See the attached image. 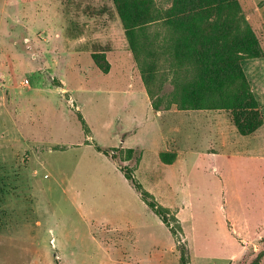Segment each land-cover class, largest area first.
I'll use <instances>...</instances> for the list:
<instances>
[{
    "label": "rangeland",
    "instance_id": "374dc122",
    "mask_svg": "<svg viewBox=\"0 0 264 264\" xmlns=\"http://www.w3.org/2000/svg\"><path fill=\"white\" fill-rule=\"evenodd\" d=\"M96 145L136 150L176 236ZM175 237L188 264L264 248V0H0V264H181Z\"/></svg>",
    "mask_w": 264,
    "mask_h": 264
},
{
    "label": "trees",
    "instance_id": "16d2710c",
    "mask_svg": "<svg viewBox=\"0 0 264 264\" xmlns=\"http://www.w3.org/2000/svg\"><path fill=\"white\" fill-rule=\"evenodd\" d=\"M188 20H190V18H188ZM204 57L206 61H214V63H210L211 65H214L216 63L215 60H219V56L217 55H212L210 53H204ZM211 68L206 67L204 70L208 71L209 73H213L210 71ZM236 69H237V65H236ZM235 69V70H236ZM218 79L217 74L214 75V82H216ZM194 102H203V101H194ZM213 104L216 102V100L212 101ZM81 120V118H80ZM259 127V125H258ZM257 127V128H258ZM253 130V129H252ZM239 131L242 134H248L252 131H243L240 127H239ZM254 131V130H253ZM95 149L98 152H102L103 154H105L106 156L110 157L113 161H115L117 163V159L119 158L118 155L122 156V159H120L122 162L123 161H128L131 160L132 158H134L138 161L140 159L139 156H137L136 154V150L134 149H122V148H112V149H102L99 146H95ZM119 161V162H121ZM118 169L120 170V172L123 174L124 178L132 185V187L134 188V190L138 193L140 199L145 203V205L160 219V221L169 229L170 233L173 236H176V231L174 229V227L171 224V219L172 217H170L169 215V210L165 207H163L162 205H160L157 200L154 198V196L147 190H145L142 186V184L136 179L135 175H134V169L128 165H120L117 163ZM176 240V247L179 251L180 254V263L181 264H188V250L187 247L184 245L183 242H181L179 239H177L175 237ZM264 260V248L262 250H260L257 254H255L254 256H252L249 260H246V264H261ZM55 264H59L58 261H55Z\"/></svg>",
    "mask_w": 264,
    "mask_h": 264
},
{
    "label": "crops",
    "instance_id": "0c3cea01",
    "mask_svg": "<svg viewBox=\"0 0 264 264\" xmlns=\"http://www.w3.org/2000/svg\"><path fill=\"white\" fill-rule=\"evenodd\" d=\"M255 1L259 2V0H255ZM169 112H172V110H170ZM213 124H214L213 128H215V130H217L218 129L217 122L213 121ZM219 129H220L221 133H218V136L217 135L215 136V134H214L213 135V139H216V140L221 139L222 142H223L222 145H225V146L228 145V142H233L234 143V147L233 148L236 151L238 149H240V147L242 145H244L245 143L248 144L250 142L251 143L254 142L256 140L257 134L259 132V131H256V132H254L253 134H251L249 136H243V135L239 134L236 131V129H235V132L233 131L232 135H228L229 132H230V128H228V126H221ZM160 131H161L160 135H161L163 140H165L166 138L168 139V137L179 139V137H177L178 134L176 135L177 129L175 127H173V126H169V125L165 126V124L163 126L161 125L160 126ZM189 134H190L189 136L187 135L185 137L184 147H185V150L188 152V153H185V154H186V156L188 158L192 159L191 162H196L198 157L194 156L193 154H195L197 152V150H196V147H197V136L194 133H192V132L189 133ZM165 144H167V143H164L163 145H165ZM120 148L129 149V148H124V147H120ZM131 149H133V148H131ZM179 155H178V157H179ZM244 159L250 160L249 158L243 157V156H241L238 153V154H227L223 160L226 163H239V162L243 161ZM251 160H254V159H251ZM125 162H128V161H125ZM139 162H140V165H139V167H140L141 164L143 163V159L140 158ZM139 162H138V164H139ZM134 171H135V169H134ZM227 184L229 185V183H227Z\"/></svg>",
    "mask_w": 264,
    "mask_h": 264
}]
</instances>
